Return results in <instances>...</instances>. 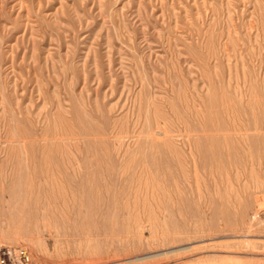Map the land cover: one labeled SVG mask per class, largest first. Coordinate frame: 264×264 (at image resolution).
Segmentation results:
<instances>
[{
    "label": "rangeland",
    "instance_id": "rangeland-1",
    "mask_svg": "<svg viewBox=\"0 0 264 264\" xmlns=\"http://www.w3.org/2000/svg\"><path fill=\"white\" fill-rule=\"evenodd\" d=\"M253 114L264 0H0V243L28 264H264Z\"/></svg>",
    "mask_w": 264,
    "mask_h": 264
},
{
    "label": "bare ground",
    "instance_id": "bare-ground-1",
    "mask_svg": "<svg viewBox=\"0 0 264 264\" xmlns=\"http://www.w3.org/2000/svg\"><path fill=\"white\" fill-rule=\"evenodd\" d=\"M183 54V53H182ZM188 63V62H187ZM186 63V64H187ZM123 68V67H122ZM124 69V68H123ZM158 74H159V72H158ZM161 76V75H160ZM85 79V78H84ZM91 81V80H90ZM128 81V80H127ZM192 81V80H191ZM166 85V84H165ZM177 85V84H176ZM178 85H179V83H178ZM83 89V88H82ZM161 96V95H160ZM209 97V96H208ZM214 97V96H213ZM254 97V96H253ZM209 99V98H208ZM255 99V98H254ZM78 100V99H77ZM253 100V99H252ZM252 102V101H251ZM83 103V102H82ZM210 103V102H209ZM147 104H148V102H147ZM146 104V105H147ZM148 106V105H147ZM230 106V105H229ZM228 106V107H229ZM256 105H254V107H255ZM149 107V106H148ZM210 107V106H209ZM208 107V108H209ZM179 108V107H178ZM251 108V107H250ZM60 109V108H59ZM147 110H148V108H146ZM210 109V108H209ZM252 109V108H251ZM146 110V111H147ZM233 110H235V109H233ZM244 110V109H243ZM185 111V110H184ZM68 112V111H67ZM148 112V111H147ZM146 112V113H147ZM204 112H206V110L204 111ZM29 113V112H28ZM243 113H244V111H243ZM148 114V113H147ZM185 114V113H184ZM202 114V113H201ZM213 114V113H212ZM217 114V113H216ZM214 115V114H213ZM228 115V114H227ZM136 116V115H135ZM134 116V117H135ZM146 116V115H145ZM217 116V115H216ZM229 116V115H228ZM257 116H258V114H253V126H252V129H254L256 132H262L263 131V133H264V124L263 123H260L261 121H259L258 119H257ZM86 117V116H85ZM138 117V116H137ZM57 118V117H56ZM55 118V119H56ZM58 118H59V116H58ZM136 118V117H135ZM154 118V117H153ZM212 118H215V117H213L212 116ZM54 119V118H53ZM188 119H190V117L188 118ZM60 120H61V118H60ZM56 121H58V120H56ZM147 121H148V119H147ZM147 121H146V123H147ZM155 121V120H154ZM205 121V120H204ZM211 121V120H210ZM217 121H218V119H217ZM161 122V121H160ZM195 122H196V120H195ZM219 122V121H218ZM15 123V122H14ZM64 123V122H63ZM149 123V122H148ZM181 123V122H180ZM229 123V122H228ZM161 124H163V123H161ZM201 124H202V122H201ZM227 124V123H226ZM3 125V124H2ZM135 125V124H134ZM204 125V124H203ZM84 126V125H83ZM185 126V125H184ZM220 126V125H219ZM13 127V126H12ZM103 127V126H102ZM214 127V126H213ZM149 128V127H148ZM201 128H203V127H201ZM198 129H200V128H198ZM204 129V128H203ZM248 129H251L250 128V126L249 125H244L243 127H241L240 128V130H248ZM5 130V129H4ZM148 130V129H147ZM184 130V129H183ZM182 130V131H183ZM195 130V129H194ZM55 131H56V127H55ZM54 131V132H55ZM202 131V130H201ZM216 131V130H215ZM228 131V130H227ZM230 131V130H229ZM148 132H149V130H148ZM184 132V131H183ZM189 132H190V130H189ZM196 132V131H195ZM204 132V133H203ZM202 133L203 134H206L205 133V131H203ZM208 132V131H207ZM218 132V131H217ZM226 132V131H225ZM249 132V131H248ZM4 133V132H3ZM15 132L13 131V134H14ZM161 133V132H160ZM181 133V132H180ZM186 133V132H185ZM193 133V132H192ZM197 133V132H196ZM209 133V132H208ZM216 133V132H215ZM250 133V132H249ZM77 134V133H76ZM162 134V133H161ZM172 134H174V133H172ZM183 134V133H182ZM210 134V133H209ZM208 134V135H209ZM213 134V133H212ZM224 134V133H223ZM222 134V135H223ZM229 134V133H228ZM80 135V134H79ZM84 135V134H83ZM113 135V134H112ZM117 135V134H116ZM136 135V134H135ZM139 135V134H138ZM163 135H165V134H163ZM162 135V136H163ZM169 135H171V134H169ZM216 135V134H215ZM9 136V135H8ZM151 136V135H150ZM188 136V135H187ZM224 136V135H223ZM245 136H246V134H245ZM19 137V136H18ZM73 137V136H72ZM79 137V136H78ZM152 137V136H151ZM205 137H206V135H205ZM16 138V137H15ZM44 138H45V136H44ZM101 138V137H100ZM187 138V137H186ZM206 139V138H205ZM222 139V138H221ZM31 140V139H30ZM182 140V139H181ZM11 141H12V139H11ZM18 142H19V140H17ZM163 141V140H162ZM200 141V140H199ZM205 141V140H204ZM112 142V141H111ZM208 142V141H207ZM137 143H138V141H137ZM206 143V142H205ZM246 143V142H245ZM21 144H23V143H20V145ZM19 145V144H18ZM19 145V146H20ZM217 144H215L214 143V147L216 146ZM23 147H24V145H22ZM247 149H249V150H251V149H253L254 148V144L252 143V140H250V141H248V143H247ZM20 149H21V147H19ZM24 149V148H23ZM108 149V148H107ZM218 149V148H217ZM82 150V149H81ZM219 150V149H218ZM83 151V150H82ZM146 151V150H145ZM189 151V150H188ZM228 151V150H227ZM247 151V150H246ZM20 152H21V150H20ZM64 152V151H63ZM258 152H259V150H258ZM22 153V152H21ZM20 153V154H21ZM110 153H112V152H110ZM215 153V152H214ZM24 154V153H23ZM68 154V153H67ZM237 154H239V153H237ZM263 154H264V152H263ZM141 155V154H140ZM186 155V154H185ZM125 156H126V154H125ZM247 158H249V160H251V161H255V156H254V154H253V151H249L248 152V154H247ZM262 156H264V155H262ZM26 157V156H25ZM111 157V156H110ZM209 157V156H208ZM246 157V156H245ZM22 158V157H21ZM131 158V157H130ZM134 157H132V159H133ZM145 158V157H144ZM176 158V157H175ZM261 157H257V159H260ZM243 159V158H242ZM119 160V159H118ZM135 160V159H134ZM146 160V159H145ZM220 160V159H219ZM193 161V160H192ZM203 161V160H202ZM27 161H25V163H26ZM110 162H111V160H110ZM34 163V162H33ZM133 163V162H132ZM182 163V162H181ZM147 163L145 162V165H146ZM178 164V163H177ZM184 164V163H183ZM76 165L77 166H81L80 165V163H76ZM143 165V164H142ZM203 165H204V163H203ZM25 166H26V164H25ZM30 166H32L31 164H30ZM29 166V167H30ZM138 166V165H137ZM184 166V165H183ZM186 166V165H185ZM21 167V166H20ZM111 167V166H110ZM24 169V168H23ZM26 169H28V168H26ZM123 170H124V168H122ZM188 169H190V168H188ZM80 170V169H79ZM28 171V170H27ZM82 171V170H81ZM112 171V170H111ZM145 171V170H144ZM150 171H151V169H150ZM194 171V170H193ZM122 172V171H121ZM117 173V172H116ZM189 173V172H188ZM59 174V173H58ZM112 174V173H111ZM124 174V173H123ZM70 175H72V176H80L81 175V172L80 171H77V169H73V170H71V167L69 166V165H65L64 167H63V169H62V173H61V176L60 177H62L63 179H65V180H68V178L70 177ZM117 175V174H116ZM28 176V175H27ZM99 176V175H98ZM25 177H26V175H25ZM135 177V176H134ZM174 180V179H173ZM58 181H59V179H58ZM134 181H136V180H134ZM151 182V181H150ZM156 183H157V180L155 181ZM194 182H196L195 180H194ZM20 183V182H19ZM113 183V182H112ZM133 183V182H132ZM21 184V183H20ZM60 184V183H59ZM148 184H149V181H148ZM145 185V184H144ZM142 187V186H141ZM162 187H163V185H162ZM152 188V187H151ZM2 189H4V188H2ZM115 189V188H114ZM134 189V188H133ZM140 189V188H139ZM165 189V188H164ZM116 190V189H115ZM180 190V189H179ZM56 191H57V188H56ZM156 191V190H155ZM16 192V191H15ZM18 192V191H17ZM54 192V191H53ZM166 192V194H167V191H165ZM114 193V192H113ZM138 193V192H137ZM149 193V192H148ZM17 194H19V193H17ZM139 194V193H138ZM151 194V193H150ZM137 196H139V195H137ZM157 196V195H156ZM168 196V195H167ZM114 197V196H113ZM138 198V197H137ZM113 200V199H112ZM167 201V200H166ZM24 203H25V201H24ZM130 204V203H129ZM165 204V203H164ZM25 205V204H24ZM130 206V205H129ZM128 206V207H129ZM29 210H30V208H28ZM114 210V209H113ZM138 210V209H137ZM27 229V228H26ZM17 236V235H16ZM19 238V237H18ZM10 240V239H9ZM30 240V239H29ZM26 264H28V262L26 263Z\"/></svg>",
    "mask_w": 264,
    "mask_h": 264
},
{
    "label": "built area",
    "instance_id": "built-area-1",
    "mask_svg": "<svg viewBox=\"0 0 264 264\" xmlns=\"http://www.w3.org/2000/svg\"><path fill=\"white\" fill-rule=\"evenodd\" d=\"M27 262H29V253L26 246L0 243V264H26Z\"/></svg>",
    "mask_w": 264,
    "mask_h": 264
}]
</instances>
